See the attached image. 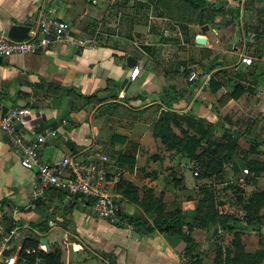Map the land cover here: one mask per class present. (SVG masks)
Masks as SVG:
<instances>
[{"label":"crops","instance_id":"crops-1","mask_svg":"<svg viewBox=\"0 0 264 264\" xmlns=\"http://www.w3.org/2000/svg\"><path fill=\"white\" fill-rule=\"evenodd\" d=\"M173 2L0 0V33L8 34L11 24L24 23L45 7L68 20L75 37L87 39L79 48L57 45L40 53L0 56V99L11 108L20 99L29 102L31 114L22 123L27 136L35 138L46 127L58 130L41 147L43 161L67 154L81 159L109 155L108 187L125 215L145 212L124 195L122 178L163 194L167 210L198 202L196 169L183 167L190 163L195 168L194 161L175 162L177 154H184L169 150L156 134L154 124L167 114L179 134L187 129L212 131L215 141L238 138L231 164L264 162V80L256 73L257 64L264 65V0H205L208 10L225 4L204 25L180 15L171 19ZM244 55L260 61L247 64ZM129 56L140 66L134 81L129 79ZM34 101L41 106L32 107ZM2 117L0 109V121ZM36 175L21 164L0 126V211L8 225L22 231L16 244L39 237L40 249L61 250L63 264L186 263L182 239L158 228L112 224L95 214L92 198L55 186L34 198ZM175 176L181 184L176 185ZM255 179L250 185L263 190L264 171ZM213 229L209 236L205 228L192 230L202 264H249L216 259ZM242 238L247 252L264 250V224L260 230H245ZM253 264H264V258Z\"/></svg>","mask_w":264,"mask_h":264},{"label":"trees","instance_id":"trees-1","mask_svg":"<svg viewBox=\"0 0 264 264\" xmlns=\"http://www.w3.org/2000/svg\"><path fill=\"white\" fill-rule=\"evenodd\" d=\"M173 4L176 6L169 8L168 13L170 15L167 13L171 19L180 15L183 18H190L189 20L194 19L199 24L204 25L214 18L215 11H223L225 2H220V5L215 6L213 10H208L205 7V0H174ZM241 89L239 88L238 91L236 89L231 94L238 96ZM173 123L176 122L169 114L160 118L154 124L156 134L161 137L169 150H175L194 161L195 169H198V175H195L196 179H210V177L224 173L226 163L231 161L240 145L238 138L215 141L211 138L212 131L198 134L187 129H183L179 134L174 131ZM244 164L255 173V176L264 171L263 161H249ZM174 179L176 185L181 184L182 178L175 176ZM119 186H121L124 195L130 198L131 201L138 202L145 212V214L138 213L134 215H125L121 212V217L128 220L138 230H143L144 227L147 230L158 228L162 232L182 239L186 243L185 255L187 261L185 264H202V257L196 251L197 241L192 236L193 228L200 227L212 230L223 223H231L235 226H228L221 230V233L230 232L232 234L230 241L232 246L226 248L224 259H222L224 250L219 247L217 249L218 260L240 262L241 259L253 264L259 263L264 258V250L247 252L242 238L244 231L247 229H262L264 224V189L255 188L247 198L242 195L238 196V200L244 203L242 209L245 212L244 219L239 220L237 216H234L235 214H223L219 211V206L216 203V191L211 183L206 182L198 187V202L191 206L194 209L193 216H189L190 206L185 208L177 204L174 208L167 210V205L163 201V194L157 196L152 188L140 189L124 178L120 179ZM233 187L237 189V185L234 184ZM189 199L195 200V198ZM149 217L152 222L149 221ZM219 235L220 233L217 232L213 239L218 241ZM39 244V237L30 236L22 245L23 248L34 247L38 249ZM39 252L46 258L48 264H63L62 252L59 248H53L49 251H43L39 248Z\"/></svg>","mask_w":264,"mask_h":264},{"label":"built area","instance_id":"built-area-1","mask_svg":"<svg viewBox=\"0 0 264 264\" xmlns=\"http://www.w3.org/2000/svg\"><path fill=\"white\" fill-rule=\"evenodd\" d=\"M86 41V38L73 35L68 20L61 18L54 10L44 7L38 12L36 23L27 38L15 39L8 34L0 33V56L13 53H40L57 45L79 48L85 45ZM242 61L252 64L254 58L244 55ZM139 74L140 66L135 65L130 71L129 79L134 81ZM196 75L197 73L194 72L190 79L193 80ZM125 95L124 91L120 92L121 97ZM30 114V108L15 106L9 114L1 118L0 126L19 154L21 164L37 174L33 197L37 199L47 188L55 186L72 195L81 194L92 198L93 209L98 217L107 219L115 225H131L128 220L121 217L119 202L108 187L109 155L99 154L95 158L81 159L74 154H67L52 163L43 161L41 147L48 137H56L58 130L46 127L35 138L27 136L22 130V123ZM244 171L245 175L239 178L241 181L250 172L248 168ZM194 174L198 175V169ZM21 232L19 226L8 225L4 214L0 211V264H48L46 258L39 252V248H23L22 244L15 243Z\"/></svg>","mask_w":264,"mask_h":264},{"label":"rangeland","instance_id":"rangeland-1","mask_svg":"<svg viewBox=\"0 0 264 264\" xmlns=\"http://www.w3.org/2000/svg\"><path fill=\"white\" fill-rule=\"evenodd\" d=\"M253 55L257 57L258 51L255 50ZM255 60L260 61L259 58L258 59L255 58ZM256 67H257V72H256L257 76H259L260 80L263 81L264 80V65L262 63L261 64L258 63ZM175 160H176L175 162H181V163L190 162L188 161V158L186 157V155L183 156L180 154H177V158ZM244 163L245 162H233L231 164V162H228L226 163L224 167V173L219 174L218 176H215V177H210V179H207V178H201L199 180L195 179L194 184L197 183V188L194 187L195 188L194 193H196L198 196V187L201 184H204L206 182L211 183L216 191V195H215L216 203H217V206H219L218 207L219 211L223 214H235L234 216H237L239 220H243L244 215H245V212L242 209L244 203L241 200L240 201L238 200V196L240 195L248 196L255 189L250 184H254V181L257 180L255 179V176H254L255 173L252 172V170L249 167L248 169L250 172L248 173L247 177H245L243 181L239 179L240 176L245 175L244 169L245 167H247V165H245ZM183 167L186 170L189 169L190 171L191 170L193 171V169H195L190 163L185 164V166ZM234 184L237 185V189L236 187H233ZM240 209H242L243 212L240 211ZM211 231L212 230L207 229L208 236L210 235ZM230 241H231V238L229 235H227V232L226 233L220 232L219 240L214 243V249H213V251L216 252L215 254L216 259L218 257L217 249L219 247H222L224 250L223 252L224 255L222 254V259L225 258L226 248L228 246H232L230 244Z\"/></svg>","mask_w":264,"mask_h":264},{"label":"water","instance_id":"water-1","mask_svg":"<svg viewBox=\"0 0 264 264\" xmlns=\"http://www.w3.org/2000/svg\"><path fill=\"white\" fill-rule=\"evenodd\" d=\"M37 16H38V12L35 13V15L30 18L29 20H27L26 22L24 23H13L11 24V26L9 27V31H8V36L12 37V38H15V39H24V38H27L28 35H29V31L31 30V28L35 25L36 23V19H37ZM238 23V21H237ZM208 26L205 25L204 26V29H207ZM241 39V31L238 30L237 33H236V42L240 41ZM198 42H201V43H204L205 42V38H202V37H198L197 39ZM127 63L129 66H135L137 65V59L133 56H129L127 58ZM3 93V90H1L0 88V95ZM9 92H6V94H8ZM18 105L21 106V107H27L29 102L26 101V100H23V99H20L18 100ZM31 106L34 107V108H37L38 106H41V102H38V101H34L31 103ZM0 109L2 111V115L5 116L7 114H9L11 112V107L7 104H4L2 102V100L0 99ZM194 214V209L193 208H190L189 209V216H193ZM228 226H235L231 223H223L219 226H216L214 227L213 229V235H215L218 231L224 229L225 227H228ZM237 226V225H236ZM239 227V226H237ZM42 243L46 244L47 246V249L49 250L50 249V245H49V242L47 240L46 237L42 238Z\"/></svg>","mask_w":264,"mask_h":264}]
</instances>
